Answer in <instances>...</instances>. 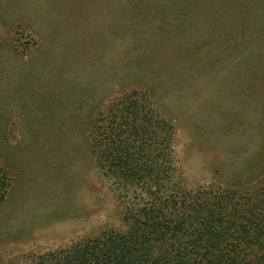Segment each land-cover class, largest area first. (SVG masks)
Masks as SVG:
<instances>
[{
    "label": "rangeland",
    "instance_id": "obj_1",
    "mask_svg": "<svg viewBox=\"0 0 264 264\" xmlns=\"http://www.w3.org/2000/svg\"><path fill=\"white\" fill-rule=\"evenodd\" d=\"M143 1L0 0V164L11 181L0 264L121 227L86 149L90 118L116 92L145 87L169 119L180 188L242 189L264 172L260 40L243 56L229 43L235 28L213 31L211 12L209 30L148 23L155 0Z\"/></svg>",
    "mask_w": 264,
    "mask_h": 264
},
{
    "label": "trees",
    "instance_id": "obj_2",
    "mask_svg": "<svg viewBox=\"0 0 264 264\" xmlns=\"http://www.w3.org/2000/svg\"><path fill=\"white\" fill-rule=\"evenodd\" d=\"M208 12L218 24H209L213 31L235 28L229 43L243 56L256 54L245 47L259 39L262 63L264 0H155L143 16L190 29L201 21L209 30ZM172 129L145 87L108 98L90 118L86 149L117 194L121 227L6 264H264V172L242 189H182L174 180ZM10 182L0 164V205Z\"/></svg>",
    "mask_w": 264,
    "mask_h": 264
}]
</instances>
